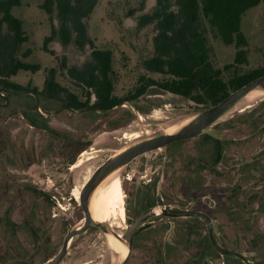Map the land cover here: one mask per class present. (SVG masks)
<instances>
[{
    "label": "rangeland",
    "instance_id": "1",
    "mask_svg": "<svg viewBox=\"0 0 264 264\" xmlns=\"http://www.w3.org/2000/svg\"><path fill=\"white\" fill-rule=\"evenodd\" d=\"M41 2L23 0L21 5L12 8V13L22 19L29 35L28 41L21 46V51L32 49L25 61L42 65L35 72L19 70L12 79L25 86L42 88L46 69L54 66L58 68L57 79L71 90L80 92V87L60 68V60L66 55L70 64L81 66L88 59L90 48L79 51L73 45L63 47L54 40L49 46L55 49L56 55L45 51L43 40L50 33L51 24L48 14L40 7ZM154 3L155 0H99L88 20V31L96 47L113 50L114 92L119 96L132 91L142 74L157 80L168 77L149 72L142 66L143 58L152 53L153 28L147 26L139 30L137 17ZM130 9H135L132 16H128ZM241 29L248 40L247 61L226 70L225 77L236 71L264 67L263 2L245 11ZM207 38L215 66L222 67L234 60L235 45L223 43L209 25ZM35 97L25 91L0 96V264L13 263L19 257L28 258L43 239L44 235H41L37 241L29 230L31 216L34 225L40 229L44 222L51 223L45 231L51 237L52 245L43 258L52 256L65 232L84 221L77 191H81L102 163L138 139L162 133L212 105L169 93L144 98L137 106L125 102L111 115L103 116L62 110L57 102L41 98L39 111L48 117L50 127L68 131L80 141L89 143L71 164L61 142L53 140L46 130L32 126L22 115L20 109L28 104L33 106ZM91 99L93 101L94 97ZM126 109L132 112V116L125 120L122 113ZM214 124L208 133L226 141L224 160L219 168L209 166L203 170L201 165L212 161L213 146L202 135L190 138L180 146L179 150L183 152L174 158L172 164L174 173L170 177L176 182V188L186 191L184 177L189 175L191 199H195L197 207L211 213L217 224L216 229L206 234L203 221L192 225L189 253L186 252L185 256H190V262L198 253H204L210 264H227L228 261L264 264V95L243 98ZM134 133L139 136L132 138ZM160 161L159 152H149L121 172L125 207L127 188L131 184L123 175L132 176L134 171L141 170L144 176L137 181L147 180L159 172ZM200 178L206 179V194L215 201L213 206L199 202ZM28 187L34 188L35 192ZM111 206L106 224L121 232L127 220V210L121 216L116 199ZM8 214L18 228L6 224ZM111 243L103 230L93 227L72 238L60 264L116 262L118 257ZM215 243L238 257L224 260L217 254Z\"/></svg>",
    "mask_w": 264,
    "mask_h": 264
},
{
    "label": "trees",
    "instance_id": "2",
    "mask_svg": "<svg viewBox=\"0 0 264 264\" xmlns=\"http://www.w3.org/2000/svg\"><path fill=\"white\" fill-rule=\"evenodd\" d=\"M22 2L0 0V96L2 93L10 96L24 91L35 94V104L22 107V115L32 126L46 130L53 140L61 142L71 164L76 162L77 155L89 143L80 141L68 131L50 127L48 117L38 110L41 98L57 102L62 110L107 116L125 102L137 106L142 99L149 97L144 95L149 86L159 85L175 95L211 105L219 102L231 90L264 74V67H257L246 72L236 71L229 77L224 75L226 70L247 61L248 40L241 29L242 15L248 8L264 3V0H155L149 10L141 12L137 17L139 30L147 26L153 28L152 53L143 58L142 66L149 72L168 77L157 80L142 74L138 85L123 96L114 92L113 50L96 47L88 31V20L99 0H42L40 7L48 14L51 24V31L44 37L42 48L56 55L55 49L49 46L55 40L63 47L73 45L79 51L88 47L90 54L81 66L70 64L66 55L60 60V68L80 87V92L63 85L57 79L58 68L54 66L46 69L42 88L25 86L14 81L12 76L19 70L38 71L42 65L25 61L32 53L30 47L21 51L22 43L28 41L29 35L23 27L22 19L12 13V8ZM134 13L135 9H130L128 16ZM208 25L223 43L234 44L236 47L234 60L222 67L215 66L211 60ZM122 114L125 120L132 116L129 109ZM202 137L211 142L212 158L216 164L224 158L226 141L208 133ZM28 188L35 192L34 188ZM46 195L51 198L49 193ZM33 222L31 216L29 230L38 241L43 230ZM6 224L13 229L18 228L10 214L7 215ZM23 262L19 257L9 264ZM190 264H210V261L203 253H198ZM227 264L235 263L228 261Z\"/></svg>",
    "mask_w": 264,
    "mask_h": 264
},
{
    "label": "flooded vegetation",
    "instance_id": "3",
    "mask_svg": "<svg viewBox=\"0 0 264 264\" xmlns=\"http://www.w3.org/2000/svg\"><path fill=\"white\" fill-rule=\"evenodd\" d=\"M204 133L208 132H203L196 136H203ZM208 134L213 135L211 133ZM190 138L175 140L165 144L161 148L151 149L140 153L128 161L118 172L108 176L101 183L95 194H93L92 201L94 214V208L96 207L101 194L109 187L104 199V214L108 221V217L106 215V202L110 189L113 185H119L122 190L120 178L121 172L123 170H127L126 168L131 166V164L140 156L149 152H159L161 154L159 172L151 178L138 182V178L144 176L143 171L141 170H138L137 172L134 171L132 176H129L128 174L125 176L123 175V178L130 180L129 183L131 184L127 188L128 194H126L125 199L127 207L124 206L123 200V214L121 215H125L126 209L127 220L121 232L114 228L113 230L119 236V241L127 248V253H124V251L118 253L121 259L118 258L116 262L111 261L106 264H190V256L186 257L185 253H189V237L192 229H194L192 228V225H194L197 221H203L207 229V231H204V234L207 232L211 233L217 228V224L215 223L216 218L211 213H207L203 209L197 207L195 205V199H191L188 189L190 186V181H188L190 180V176L188 175L187 177H184V180L187 182L185 185V187H187L186 191H181L179 188H176V182L170 177V175L174 173L172 165L174 158L183 152L179 150V147ZM223 160L224 158L215 164L214 158H212V161L209 162L208 165L205 163L206 165L204 164L205 166H202V168L203 170L209 166L210 168H219ZM198 185L200 186L199 202L202 201L203 204L209 203L210 206H213L215 201L208 198L206 194V179L200 178ZM79 195L80 191L78 190V198ZM196 211L208 215L211 218L212 225H208L206 220L201 219L198 215H196ZM94 216L96 217L95 214ZM136 220H138V225L136 229L129 234V228ZM84 221L79 225H76L73 229L80 227ZM50 226V222H44L42 227L43 232H41L44 237L36 245L31 255L28 258L23 259V264H49L53 257L61 250L64 238L70 229L65 232L61 243L52 256L45 259L43 258L45 256V252L49 251L52 245V239L45 231ZM93 227L98 226L90 224L83 232L75 236L85 233ZM215 248L224 260L229 257H238V255L235 254L234 256L233 253L230 254L229 251L223 249V246H220V248L217 247L216 243ZM64 257L58 264L63 261ZM244 259L245 258L243 257L242 260Z\"/></svg>",
    "mask_w": 264,
    "mask_h": 264
},
{
    "label": "water",
    "instance_id": "4",
    "mask_svg": "<svg viewBox=\"0 0 264 264\" xmlns=\"http://www.w3.org/2000/svg\"><path fill=\"white\" fill-rule=\"evenodd\" d=\"M257 92L261 95H264V74L260 75L246 84L240 86L239 88L232 90L227 96L222 98L216 104L191 115L185 121L179 125L173 127L171 132H162L152 136L138 139L130 145H127L114 153L111 157L108 158L106 162L101 164L89 181L84 185L80 191V204L83 208L85 215V221L80 227L75 229H70L63 241L61 250L53 257L49 264H58L60 260L65 256L68 251V245L73 236L83 232L90 224L100 227L107 235H112L114 238L119 240V236L113 230L110 225H107L106 222L96 221L91 212V200L95 190L99 185L113 172L122 168L128 161H130L135 156L139 155L142 152L151 149L161 148L165 144L180 140L190 138L196 135H199L203 132H211L210 127L224 114L231 110L239 101L245 98L248 94ZM171 93L167 89L159 85L149 86L144 95L145 96H154L160 95L165 96ZM39 110V108H38ZM201 219L207 221L208 225H212L211 218L205 213L196 211ZM138 220H136L133 225L129 228V234H131L137 227ZM220 248V245L216 244Z\"/></svg>",
    "mask_w": 264,
    "mask_h": 264
},
{
    "label": "bare ground",
    "instance_id": "5",
    "mask_svg": "<svg viewBox=\"0 0 264 264\" xmlns=\"http://www.w3.org/2000/svg\"><path fill=\"white\" fill-rule=\"evenodd\" d=\"M255 96H261V94L260 93H257V92H253V93H250V94H248L245 98L247 99H250V98H253V97H255ZM172 129H173V127H171V128H168V129H166L165 131L166 132H171L172 131ZM138 133V132H137ZM125 136H126V134H125ZM129 136H131V135H129ZM139 135L138 134H135L134 133V135H132V138H136V137H138ZM87 159V158H86ZM81 162V161H80ZM120 170V169H119ZM119 170H116L115 172H113L112 174H114V173H116V172H118ZM112 174H110V175H112ZM109 175V176H110ZM101 185V184H100ZM100 185H99V187H100ZM98 187V188H99ZM97 188V189H98ZM97 189L95 190V192L97 191ZM108 189H109V187L101 194V196H100V198H99V200H98V202H97V204H96V207L94 208V214L96 215V217L99 219H97L95 216H94V214H93V201L91 200V212H92V216H93V218L96 220V221H100L101 220V222H106L107 221V219H106V217H105V214H104V199H105V195H106V193H107V191H108ZM95 192H94V194H95ZM114 199H116V200H118V202H119V204H120V206H119V214L120 215H122L123 214V200H124V194H123V192H122V190H121V188L119 187V185H117V184H115V185H113L112 187H111V189H110V193H109V195H108V199H107V202H106V215H107V217L109 216V214H110V211H111V208L113 207V206H111L112 205V201L114 200ZM117 202V201H116ZM117 209H118V207H117ZM116 209V210H117ZM110 217V216H109ZM113 222V221H112ZM111 224V223H110ZM117 224V223H116ZM115 224V225H116ZM107 237H108V239L109 240H111L112 241V243L110 244V246L112 247V249H113V251L118 255V253H120V252H123L124 251V253H127V248L119 241V240H117L116 238H114L112 235H107ZM118 258H120V256L118 255ZM121 259V258H120Z\"/></svg>",
    "mask_w": 264,
    "mask_h": 264
},
{
    "label": "crops",
    "instance_id": "6",
    "mask_svg": "<svg viewBox=\"0 0 264 264\" xmlns=\"http://www.w3.org/2000/svg\"><path fill=\"white\" fill-rule=\"evenodd\" d=\"M203 255L205 256V254L203 253Z\"/></svg>",
    "mask_w": 264,
    "mask_h": 264
}]
</instances>
